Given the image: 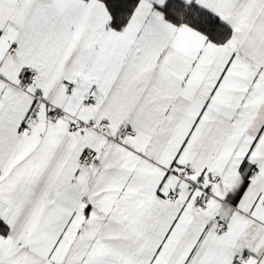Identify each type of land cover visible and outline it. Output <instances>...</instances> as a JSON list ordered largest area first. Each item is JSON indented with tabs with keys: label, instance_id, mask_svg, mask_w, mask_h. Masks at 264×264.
Here are the masks:
<instances>
[{
	"label": "snow or ice",
	"instance_id": "1",
	"mask_svg": "<svg viewBox=\"0 0 264 264\" xmlns=\"http://www.w3.org/2000/svg\"><path fill=\"white\" fill-rule=\"evenodd\" d=\"M0 264H264V0H0Z\"/></svg>",
	"mask_w": 264,
	"mask_h": 264
}]
</instances>
